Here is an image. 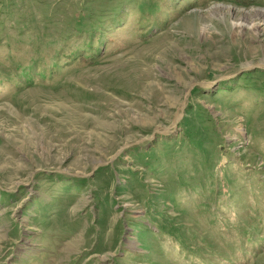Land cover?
I'll return each instance as SVG.
<instances>
[{
    "label": "rangeland",
    "instance_id": "rangeland-1",
    "mask_svg": "<svg viewBox=\"0 0 264 264\" xmlns=\"http://www.w3.org/2000/svg\"><path fill=\"white\" fill-rule=\"evenodd\" d=\"M255 11L0 0V264H264Z\"/></svg>",
    "mask_w": 264,
    "mask_h": 264
},
{
    "label": "bare ground",
    "instance_id": "bare-ground-1",
    "mask_svg": "<svg viewBox=\"0 0 264 264\" xmlns=\"http://www.w3.org/2000/svg\"><path fill=\"white\" fill-rule=\"evenodd\" d=\"M253 15H255L256 18L259 19V21H264V12L263 11H255L253 13ZM247 17L248 16L246 14H243L242 17L239 18V20H236L237 22L235 24H237L238 26H242L243 27L245 25L244 22L250 19L249 17L248 18ZM257 26H258L257 23L253 22L250 27L251 28H257Z\"/></svg>",
    "mask_w": 264,
    "mask_h": 264
}]
</instances>
